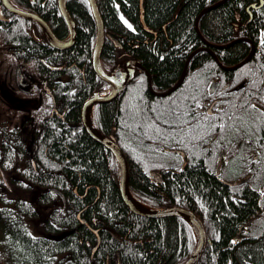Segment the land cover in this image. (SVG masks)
Listing matches in <instances>:
<instances>
[{
  "label": "trees",
  "instance_id": "1",
  "mask_svg": "<svg viewBox=\"0 0 264 264\" xmlns=\"http://www.w3.org/2000/svg\"><path fill=\"white\" fill-rule=\"evenodd\" d=\"M10 1L42 17L59 39L69 38L58 0ZM221 1L143 0L145 22L154 31L149 33L141 21V0H97L105 32L121 45L117 46L110 37L105 39L101 60L107 71L114 70L127 55L147 70L156 91H168L181 79L189 57L198 51L186 72L199 74L183 84L188 90L182 93L186 101L185 97H153L147 77L142 75L143 79L129 85L117 102L98 104L94 120L102 134L117 128L115 136L128 159L130 190L136 200L154 208L182 207L202 219L210 243L198 264H264V166L256 169L258 182L261 180L256 193L239 192L238 198L219 181L214 164L210 167L201 161H192L193 165L181 173L167 174L159 186L149 178L150 170L169 164L173 155H158L146 140L171 136L177 143L187 142L186 116L196 113L194 100H190L196 93L193 88L206 92L208 85L222 75L230 81L234 76L240 81L245 75L240 71L245 68L246 75L252 77L256 98L263 100L264 5L251 8L250 18L248 7L260 0H226L202 15L198 33L199 15ZM67 9L76 23V37L65 50L51 47L34 22L2 10L11 21L0 20V49L17 64L31 63L36 67L63 114H47L31 128L30 120L18 123L10 115H0V242L5 256L10 264H183L197 245L191 225L178 217L146 218L134 214L122 199L113 154L81 127L84 102L94 92L104 93L108 85L92 64L97 26L89 1L67 0ZM240 38L250 39L255 53L233 75L235 71L227 72L221 67L243 62L251 52V43L243 40L226 48L218 46ZM208 43L216 45L213 51H201ZM202 79L204 85L197 88ZM141 94L159 104L161 120L168 127L156 124L150 130L138 128L135 117L145 107ZM126 95L129 111L122 101ZM252 111L256 114L252 131L257 138H264V115L257 109ZM217 118L207 119L208 138L219 130ZM176 119H181L180 123ZM173 121L176 126L171 125ZM144 124L148 126L146 121ZM124 139L130 141L128 147ZM141 146L149 148L151 160L144 158L147 151ZM221 177L237 180L245 173L226 167ZM255 208L261 211V217L252 225V239L247 236L238 242L235 237L257 214L252 213Z\"/></svg>",
  "mask_w": 264,
  "mask_h": 264
},
{
  "label": "flooded vegetation",
  "instance_id": "2",
  "mask_svg": "<svg viewBox=\"0 0 264 264\" xmlns=\"http://www.w3.org/2000/svg\"><path fill=\"white\" fill-rule=\"evenodd\" d=\"M0 9L3 10L5 8L2 6V8ZM8 13L11 15H14L10 12ZM4 16L9 18L11 21V18L9 15L7 16L4 15ZM128 61H134V59L131 58L130 56L125 55L123 56L122 61L117 66H120L122 69H124L125 63H127ZM135 61H138V60H135ZM244 66H241L239 68H242ZM194 69L196 72H200L199 68H194ZM221 69L228 72L231 70L235 71L238 68L233 69V66L224 65L221 67ZM251 70H252V67H251ZM27 71L28 70H25L23 73L21 65L18 64L17 69H16V76L20 83H23L25 84V86H27V88H30L34 85V82L29 81L31 76L27 73ZM109 72L112 73L113 70ZM240 72H244L245 74L241 77L240 81L239 79H235V76L232 77V81H230L227 75H222L220 76V79L213 80L208 85V87L206 88V92L205 91L201 92L193 88L196 91V93L192 94L193 97H191L190 100L191 101L194 100L193 105L195 107L196 113L188 114L186 116L187 123L184 125V127L189 128L188 130L189 133L188 135H186L187 142L185 144L177 143L176 139L171 136H169L167 139H163L159 136H154L151 140H146V143H149V146L151 147V149L154 152L157 151L156 153H158V155H162V153L164 152L167 154L173 155L171 156L173 158H169L171 160L169 164L163 165L159 168L152 169L149 171V178L153 185L159 186L163 184L165 182V176L167 174L175 175V174L181 173L183 170H185L186 167L193 165L192 161L196 163L201 161L203 163H207V165L210 167L214 164L216 176H217V170L219 167L220 175L217 176V178L224 185H226L224 182H229V183L234 184L233 186L227 185V187H229L230 189V192H234L235 194V196H233L234 198L235 197L238 198L239 192L251 193V194L256 193L257 184L261 181L260 180L258 182V179L256 177V169L258 165L264 166V138L262 136H260V138H257L255 132L252 131L253 129L252 127L254 126L255 119H256V114L254 113V111H252V109L253 110L257 109L261 111L264 115V97H263V100L256 98L255 95L257 93L252 90V77L249 75H246L248 73H246L245 68H242V71ZM237 73L239 72L235 71L233 75ZM195 74H197L198 76L199 73H192L191 75H188L186 72V75H185V78L182 84L174 92H172V94H167L165 96H159V95H163L165 91H161V92L156 91L154 88L153 90L158 95L152 93L151 89L149 88V82H148V90L153 95V97L157 99L166 98V97H172L173 100L181 98V97L184 98L185 97L184 94L188 90L186 87L183 86V84L185 80L186 81L187 79L189 80ZM32 75L35 77V80H36L37 94H39L40 97L44 98L45 95L43 94V92L47 93L50 96L51 101L49 103L50 106L47 107V110L45 111L43 115H35V116L30 115L29 117L27 116L25 118L26 120L31 121L29 125L30 128L35 127L34 122L37 119H42L46 117L47 114L49 116H53L56 113L61 115L59 112L60 105L58 108L56 104V100L53 96L52 90L40 78L39 79H40L41 84H39L37 82L36 75L34 73H32ZM142 75H146L147 80H148L147 70L141 69L135 66L134 77L129 82L127 88L129 87V85H133L135 82L142 80L143 79ZM194 79L196 80L197 77ZM216 83H218V85L214 87ZM196 85H197L196 86L197 88H200L202 85H204V79L201 80L200 84L198 83ZM109 87L110 86H108V90H109ZM127 88L124 91H126ZM179 89H181L182 92L181 91L179 92ZM28 91L29 90H27V92ZM183 92L184 94H182ZM133 94L134 92L132 91V96ZM119 96L116 99L110 101L109 104L113 103L114 101L117 102L119 100L118 99ZM128 97L129 96L126 95V97L122 101L124 104V108H126V110L129 111L130 106H129ZM140 98L143 100L141 101V104L145 107L135 117L137 121H134V122L138 124V128L143 129V130H150L149 128L152 125L155 126L156 124H158L161 128L162 127L164 128L166 126L168 127V125L164 121L161 120L163 116L160 115L161 113L159 110L160 108L159 104L158 105L153 104L152 102L153 98L147 97L144 94H141ZM185 101H186V97H185ZM258 102L260 104H258ZM150 110L153 113L151 114L148 113ZM65 111L66 110L62 112L65 113ZM61 117H63V114L61 115ZM174 117H176V115H174L173 118ZM212 117H218L217 119H218V129L219 130L214 136L208 138V136L206 135L207 126H208L207 119L212 118ZM154 119L156 123L152 121ZM92 120L96 127L95 120H94V113L92 114ZM178 120H181V119H176L177 122ZM145 121L148 124L147 127H145V124H144ZM171 125L176 126L177 124L175 121H173ZM81 127L86 132V129L82 121V111H81ZM127 128L128 126H126L125 128L126 132L128 131ZM116 129H117L116 127H112L110 133H108L107 135L105 134L103 135H105L108 138L109 137L111 138L112 136L113 140L120 146L121 141H119V139L115 136ZM261 135L264 136V131L262 132ZM170 141H172V143L170 144V147L165 146V144H169ZM129 142L130 141H126V140L124 141V144L126 147H128ZM178 145L183 146V147H178ZM141 147H144L145 151H147L146 153H144V158L151 160L152 158L150 156L149 148L147 146H141ZM184 163H186L185 166H184ZM171 164H173L175 167H173ZM226 167L228 168L234 167L237 170H240V169L244 170L245 177H243L242 179H237V180L226 179V178L221 177V170L225 169ZM154 171L160 172L159 177L152 175V172ZM158 178L160 180H158ZM261 198L264 199V196ZM63 208H65V203H64ZM255 212L261 213V211H256V208L252 211V213H255ZM262 212H264V210H262ZM252 218L253 216L250 219ZM242 229L246 231L245 226ZM245 231L242 232L241 230V235L244 237L242 240L247 238V236H250L252 239V232H253L252 226L250 227L248 234ZM238 234H240V231ZM208 243H210L209 240H208Z\"/></svg>",
  "mask_w": 264,
  "mask_h": 264
},
{
  "label": "water",
  "instance_id": "3",
  "mask_svg": "<svg viewBox=\"0 0 264 264\" xmlns=\"http://www.w3.org/2000/svg\"><path fill=\"white\" fill-rule=\"evenodd\" d=\"M90 3L91 11L93 14V17L95 19L96 25H97V33H96V41H95V47L93 49V54H92V64L95 72L97 75L105 81L111 89V92L107 96H102L98 92L94 93L92 98L88 99L82 108V119L83 123L85 125L86 132L92 137L94 140H96L98 143L104 145L107 147L114 155L117 164H118V171H119V190L122 196V199L124 203L128 206V208L136 215L146 217V218H164V217H180L188 221L190 224L195 226L198 231V242L197 246L192 253L191 257L184 263V264H197L204 252V249L206 247V232L205 228L203 225L202 220L200 219L199 216L194 214L193 212L182 208L178 206H173V207H167L165 209H151V208H143L139 204V202L134 198V196L131 193L130 190V170H129V165H128V160L126 156L124 155L123 151L121 148L116 144V142L113 140V137L111 138L106 137L103 135L93 124L92 120L89 119V114L90 112H93L94 107L97 104H105L109 103L110 101L116 99L124 90L127 88L129 82L132 80L134 77L135 73V66L145 69L139 61H128L124 69L121 67H118L113 73H108L102 64L101 61V54L103 47L105 45V38L110 37L109 34L105 32V27H104V22L97 4V0H88ZM226 0H223L221 2L216 3L213 7L215 8L219 5H221L223 2ZM2 5L4 8L14 14L15 16L19 18H23L32 22H35L45 33L46 39L48 43L55 49L57 50H65L68 49L74 42L75 40V28L76 24L74 19L72 18L71 14L69 13L67 9V0H58V7L59 10L63 16V18L66 21V24L68 26L69 32H70V39L68 41L61 40L52 31L51 27L49 24L41 18L39 15L29 12L26 10L19 9L15 7L10 0H1ZM143 0H141V21L144 25V29L149 32V33H154L153 30H151L144 19L143 15ZM262 5V4H261ZM261 7V6H260ZM206 10L203 12L205 13ZM0 20L4 22H9L10 19L5 17L4 14L2 13L0 9ZM196 29L199 32L198 26H196ZM111 38V37H110ZM112 40L115 41V44L119 47H121L120 43H118L115 39L111 38ZM246 40L250 42L249 39H244L240 38L237 39L236 41L227 44V45H220L219 48H226L236 42ZM252 43V42H251ZM197 51H195L187 60L186 66L189 64L190 59L192 58L193 55H195ZM255 53V46L252 43V50L249 54V56L240 64L236 65L235 68H239L243 66L244 64L248 63L251 60V57ZM216 60L218 58L214 55L213 56ZM135 65V66H134ZM145 71V70H144ZM185 76H182V79ZM148 82H149V88L151 89L152 93L157 94L152 87V82L150 78V74L148 73ZM181 83V82H180ZM179 83V84H180ZM178 84V85H179ZM175 86L174 88L170 89L169 91L165 92L163 95L159 96H165L166 94L172 93L177 87ZM218 83L215 84L214 87H216ZM158 95V94H157ZM186 163H184L185 166ZM219 174V170H218ZM153 176L159 177L160 172L159 171H154L152 172ZM158 180H160L158 178ZM233 184V183H232ZM253 222V219L250 221V223ZM97 232V231H96ZM239 236L237 235L235 237V240L238 239ZM100 243V240H99Z\"/></svg>",
  "mask_w": 264,
  "mask_h": 264
},
{
  "label": "rangeland",
  "instance_id": "4",
  "mask_svg": "<svg viewBox=\"0 0 264 264\" xmlns=\"http://www.w3.org/2000/svg\"><path fill=\"white\" fill-rule=\"evenodd\" d=\"M252 9L257 8L252 5ZM208 45H210V47L207 48V51L209 52H212L213 47H216V45L209 43L207 46ZM1 51L2 50L0 49V115H10V117L18 123L22 122L23 119L30 115H43L47 110V107L50 106L49 103L51 99L47 93L43 92L45 95L44 98L37 94L36 80L32 73L36 75L37 82L39 84L41 83L35 67L32 64L26 66L21 65L22 72L24 73L25 70H28L27 73L31 76L29 81L34 82L32 87L27 88L25 84L19 82L16 76L18 64L10 54ZM27 90L29 91L27 92ZM0 264H10L5 256L1 242Z\"/></svg>",
  "mask_w": 264,
  "mask_h": 264
},
{
  "label": "bare ground",
  "instance_id": "5",
  "mask_svg": "<svg viewBox=\"0 0 264 264\" xmlns=\"http://www.w3.org/2000/svg\"><path fill=\"white\" fill-rule=\"evenodd\" d=\"M222 1H223V0H222ZM10 2H11V1H10ZM1 3H2V2H1ZM11 3H12V2H11ZM223 3H224V2H223ZM223 3H222V4H223ZM261 4H262V5L264 4V0H260V3H259V4H255V3H254V4H252V5L258 9V8H261V7H262ZM252 5H251L250 7H248V9H247L249 15L251 16L250 18H252V12H251V11H252V9H251V8H252ZM2 6H3V5H2ZM213 6H214V5H213ZM213 6H211V7H213ZM260 6H261V7H260ZM3 7H4V6H3ZM15 7H16V6H15ZM211 7L205 9L206 12L209 11V10H211V9H213V8H211ZM205 10H204V11H205ZM1 11H2V10H1ZM204 11H203V12H204ZM203 12L199 15V17H198V19H197V21H196V26L199 25V20H200V18L202 17V15L206 13V12H205V13H203ZM60 13H61V12H60ZM61 15H62V14H61ZM62 17H63V16H62ZM41 18H42V17H41ZM63 19H64V18H63ZM64 20H65V19H64ZM34 23H35V22H34ZM65 23H66V21H65ZM35 24H36V23H35ZM75 24H76V23H75ZM36 25H37V24H36ZM66 25H67V24H66ZM37 26H38V25H37ZM49 26H50V25H49ZM96 26H97V25H96ZM38 27H39V26H38ZM67 27H68V26H67ZM39 28H40V27H39ZM40 29H41V28H40ZM198 29H199V28H198ZM41 30H42V29H41ZM68 30H69V29H68ZM42 31H43V30H42ZM52 31H53V30H52ZM43 32H44V31H43ZM199 32H200V31H199ZM56 37H57V36H56ZM75 37H76V28H75ZM69 39H70V32H69V38L66 39L65 41H68ZM74 41H75V40H74ZM95 41H96V40H95ZM235 41H236V40H235ZM231 43H232V42H231ZM250 43H251V41H250ZM252 43H253V42H252ZM252 43H251V50H252ZM73 44H74V42H73ZM73 44H72V45H73ZM253 44H254V43H253ZM72 45H71V46H72ZM232 45H233V44H232ZM254 45H255V44H254ZM71 46H70V47H71ZM70 47H69V48H70ZM94 47H95V46H94ZM218 47H219V46H218ZM258 48H260V47L258 46ZM204 50L207 51V50H208L207 47H206V48H203L201 51H204ZM211 51H212V50H211ZM197 52H198V51H197ZM217 61L220 62L219 60H217ZM246 64H247V63H246ZM244 65H245V64H244ZM244 65H243V66H244ZM186 69H187V66H186V68H185V70H184V72H183V75H184V76L186 75V71H187ZM229 69H230V67H229ZM233 69H236V68L233 67ZM183 75H182V76H183ZM184 78H185V77H184ZM184 78L182 79V77H181V79L179 80V82L176 83L172 88H174L175 86H177L180 82L182 83V81L184 80ZM181 83H180V84H181ZM180 84L178 85V87L180 86ZM178 87H177V88H178ZM172 88H171V89H172ZM177 88H176V89H177ZM176 89H175V90H176ZM214 89H215V88H214ZM214 89H213V90H214ZM169 90H170V89H169ZM169 90H168V91H169ZM175 90H174V91H175ZM174 91H173V92H174ZM165 92H167V91H165ZM170 94H172V93H170ZM166 95H167V94H166ZM240 110H241V109H240ZM92 114H93V112H90V114H89V119H90V120H92ZM82 121H83V119H82ZM92 122H93V120H92ZM83 124H84V123H83ZM93 124H94V123H93ZM94 126H95V125H94ZM84 127H85V125H84ZM101 145H102V144H101ZM103 146H104V145H103ZM106 148H107V147H106ZM107 149H108V148H107ZM124 155H125V154H124ZM218 170H219V167H218ZM218 170H217V176L220 175V170H219V174H218ZM224 183H225L226 185H229V186H233V185H234V184L229 183V182H224ZM138 205H140V206L143 207V208H148V207H146V205H144V204H142V203H140V202H139ZM187 210H188V209H187ZM189 211H190V210H189ZM191 212H192V211H191ZM193 213H194V212H193ZM194 214H196V213H194ZM196 215H197V214H196ZM197 216H198V215H197ZM260 217H261V216H260V213H257V214H256L255 216H253V218H252V219H253V222L250 223V221H251L252 219H250V220L248 221L247 225L245 226V227H246V231H245V232H246L247 234L249 233V229H250V227H251L254 223H256V222L260 219ZM178 218H180V217H178ZM182 219H183V218H182ZM200 219H201V218H200ZM184 220H185V219H184ZM201 220H202V219H201ZM81 221H82L83 224H88V222H87L85 219H81ZM187 222H188V221H187ZM202 222H203V221H202ZM188 223H189V222H188ZM189 224H190V223H189ZM190 225H191V227L193 228V231H194V233H195V236H196V239H197V242H198V231H197V228H196L195 226H193L192 224H190ZM203 225H204V228H205V224H204V222H203ZM241 230H242V229H241ZM241 230H240V234H238L239 238L236 239L237 241H241V240L244 238V237L241 235ZM94 231L96 232V230H94ZM205 232H206V229H205ZM99 239H100V238L98 237V241H99ZM237 241H236V242H237ZM207 243H208V238H207V234H206V246H207ZM196 246H197V245H196ZM94 250H95V249H94ZM194 250H195V249H194ZM204 250H205V249H204ZM193 252H194V251H193ZM190 257H191V256H190ZM190 257H189V258H190ZM183 264H184V263H183ZM197 264H198V263H197Z\"/></svg>",
  "mask_w": 264,
  "mask_h": 264
}]
</instances>
